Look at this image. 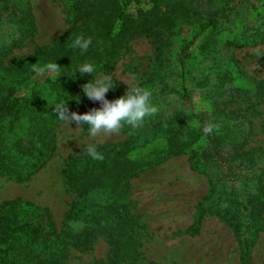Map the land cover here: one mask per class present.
<instances>
[{
	"label": "trees",
	"instance_id": "1",
	"mask_svg": "<svg viewBox=\"0 0 264 264\" xmlns=\"http://www.w3.org/2000/svg\"><path fill=\"white\" fill-rule=\"evenodd\" d=\"M131 1L60 0L67 25L64 32L48 45L36 48L28 57H15L5 63L13 47L5 46L0 51V176L17 182L28 180L55 154L54 130L60 121L54 111L55 104L70 106L78 97L87 98L82 85L93 81L99 72L106 76L111 74L117 61L128 52L130 40L140 36L147 38L158 62L157 70L137 85L151 91V102L157 112L146 117L138 128L122 124L121 130L129 133L123 144L115 148L105 144L95 146L103 160L93 159L87 150L65 159L62 176L67 190L86 200L72 203L63 223L81 220L84 223L81 231L70 233L58 229L47 209L23 206L21 200L4 202L0 205V264H61L68 247L88 250L97 234L107 240L111 256L92 264H156L140 260L134 236L136 219L119 202L127 194L125 180L135 171L186 151L190 152L188 164L192 170H198L202 163L219 168L224 162L240 158L249 171L244 179L254 183L253 190L242 193L244 202L230 191V198L226 199L230 208L199 204L196 220L182 234L196 235L201 217L211 210L237 236L241 264H251L247 257L248 239H241V231L254 229L253 236L264 231V169L254 171L257 162L264 161V149H245L247 141L255 134L252 123L240 110L226 109L228 104L222 103L220 107L215 101L211 112L192 114L187 102L188 89L183 75L180 77L181 64L174 60L172 49L185 28L195 31L190 44L200 37V59L208 61L209 67L204 75L192 81L199 88H207L212 97L216 96L213 100L229 93L232 102L237 89L224 88L233 80L231 59L224 58L220 48L228 43L256 46L264 42V2L248 7L246 22L241 28L230 29L229 40V32L221 28L219 20L228 12L232 0H151V7L140 10L136 16L126 11ZM251 18L256 19L257 27H249ZM2 23L15 27L20 33L19 40L31 37L34 22L30 1L0 0V25ZM80 34L92 38L91 46L83 54L79 48L71 47L75 36ZM37 62L41 66L57 62L60 67L54 76L24 91L36 74L32 65ZM86 62L95 70L92 74L81 75L78 69ZM209 71L216 74L215 83L210 84ZM178 86L180 90H176ZM171 94L178 99L168 100L166 97ZM244 94L249 95L252 107L256 104L264 107V82ZM123 95L120 84H114L106 97L114 100ZM207 124L216 127L206 135L203 128ZM82 127L89 129L87 124ZM202 140L204 146L192 149ZM146 145H152L151 150L141 153L140 149ZM209 183V196L215 195L213 178ZM110 187L113 189L109 190ZM244 212L250 220L246 225L241 221Z\"/></svg>",
	"mask_w": 264,
	"mask_h": 264
},
{
	"label": "rangeland",
	"instance_id": "2",
	"mask_svg": "<svg viewBox=\"0 0 264 264\" xmlns=\"http://www.w3.org/2000/svg\"><path fill=\"white\" fill-rule=\"evenodd\" d=\"M30 10L33 16L34 32L31 37L19 40L20 33L10 24L0 25V51L5 46L12 45L11 53L7 54L5 63L15 57H28L38 47L48 45L54 38L67 29L64 23L63 6L60 0H29ZM264 0H232L228 12L219 20L221 28L229 32L235 27L241 28L246 11L250 6H259ZM151 7V0H132L126 7V11L134 16L140 10ZM208 8V7H206ZM251 10H249L250 12ZM221 16V15H219ZM220 19V18H219ZM249 27L255 28L256 19L248 20ZM223 32V31H222ZM196 32H190L185 28L181 38L173 45L174 60L180 63V77L184 78V84L188 89L192 114L212 111V102H218L220 107L226 105V109H238L245 114L252 123L254 135L249 138L245 149L261 147L264 149V107L256 104L252 107L248 102L249 95L246 90H254L256 85L264 82V42L256 46H237L224 44L221 46V55L231 59L232 84L226 83L224 88H236V99L231 101L227 93L224 97L211 96L207 88H199L192 81L199 79L209 67L208 61H202L199 55L200 37L191 43ZM232 36V35H231ZM16 42V43H15ZM14 43L16 46L14 47ZM188 44H190L188 46ZM128 52L120 58L111 76L114 84H120L122 93L125 94L129 85L141 84L148 76L157 70L158 62L155 61L153 48L147 38L137 37L128 42ZM187 49L183 51L186 47ZM210 84L217 80L216 74L207 72ZM54 76V72L45 71L35 74L27 83L24 91L34 83L40 84L46 78ZM106 76L97 73L98 77ZM179 80V79H178ZM223 88V89H224ZM176 90H180L179 86ZM208 93H207V92ZM243 92V93H242ZM23 94V91L21 92ZM107 98V97H106ZM168 100H177L178 97L171 94ZM108 99V98H107ZM109 100V99H108ZM223 103V104H222ZM100 102L78 97L74 104L68 106L69 113L84 114L92 108H100ZM199 108V111L197 109ZM195 123L196 121L192 119ZM55 154L37 173L28 180L17 182L6 176H0V205L4 202L21 200L23 206L47 209L61 230L77 233L84 227L81 220L63 223L65 213L70 205L80 200L75 193L67 190L62 176L64 162L68 155H80L89 146L108 145L115 148L123 144L129 136L121 128L115 134L105 136L103 134L92 137L89 129L84 130L82 125L78 127L76 122L69 124L59 121L54 130ZM22 135L21 132L18 134ZM202 140L192 149L202 147ZM152 145L141 148V153L151 150ZM190 152L178 156L168 157L159 164L135 171L126 182L127 194L119 202L128 213L135 217L137 226L135 239L143 263L154 262L156 264H241V252L238 247V238L217 213L207 210L201 217L198 233L194 236L183 235L182 232L190 227L197 218L196 207L211 204L217 209L230 208V191L234 196L244 202L243 192L253 190L252 183L244 179L249 175L245 164H241L240 158L232 162H224L217 168L213 164L202 163L198 170L189 168L188 158ZM264 169V161L257 162L254 171ZM213 178L216 184V194L209 196L210 180ZM118 182L119 180H116ZM110 186V185H109ZM113 188L110 187L109 190ZM116 189H118L116 187ZM207 196L206 199H204ZM209 196V197H208ZM114 198V197H113ZM204 200V201H203ZM29 204V205H26ZM113 204V200L111 202ZM115 205L118 207L117 202ZM114 206V204H113ZM241 218L243 223L250 222L247 212ZM264 218V213L262 214ZM114 227V224H111ZM254 229L241 231V239H248L247 257L251 264H264V231L256 236L251 235ZM253 242H249L252 241ZM250 243V244H249ZM61 264H92L98 260L106 261L111 256L107 240L102 235H96L88 250H76L68 247Z\"/></svg>",
	"mask_w": 264,
	"mask_h": 264
},
{
	"label": "clouds",
	"instance_id": "3",
	"mask_svg": "<svg viewBox=\"0 0 264 264\" xmlns=\"http://www.w3.org/2000/svg\"><path fill=\"white\" fill-rule=\"evenodd\" d=\"M91 44L92 38L90 36L85 38L83 34H80L75 36L71 47L79 48L83 54L88 51ZM59 67L60 65L57 62H49L43 66L37 62L32 65V71L42 74L45 71H58ZM94 70V66L86 62L79 67L78 72L84 75L92 74ZM112 88H114V85L111 76H101L96 78L95 81L90 80L88 83L82 85L83 93L88 99L100 102V108H92L84 114L77 112L69 113L68 106L60 103L55 104L54 111L57 113L59 120L65 121L68 124L72 121L76 122L78 127L87 124L89 126V134L92 137L101 134L105 136L115 134L119 131L122 124L138 128L146 117L154 115L157 112V108L151 102L152 93L150 90L140 86L129 85L123 96L114 100H108L106 94ZM197 111H199V108ZM214 127L216 126L207 124L203 128V132L206 135L211 134ZM87 154L96 160H103L104 158L96 150L95 146H89Z\"/></svg>",
	"mask_w": 264,
	"mask_h": 264
}]
</instances>
